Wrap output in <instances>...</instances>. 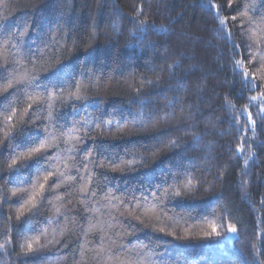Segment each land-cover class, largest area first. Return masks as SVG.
<instances>
[{
    "label": "trees",
    "instance_id": "16d2710c",
    "mask_svg": "<svg viewBox=\"0 0 264 264\" xmlns=\"http://www.w3.org/2000/svg\"><path fill=\"white\" fill-rule=\"evenodd\" d=\"M211 2L224 31L209 0H0V146L21 127L17 141L45 126L59 136L53 125L80 137L51 141L52 178L75 179L35 208L29 173L11 171L0 147V264H264V119L248 103L264 91V0ZM236 60L258 89L234 74ZM158 186L169 193L159 211H131L133 195Z\"/></svg>",
    "mask_w": 264,
    "mask_h": 264
},
{
    "label": "snow or ice",
    "instance_id": "6c2138e0",
    "mask_svg": "<svg viewBox=\"0 0 264 264\" xmlns=\"http://www.w3.org/2000/svg\"><path fill=\"white\" fill-rule=\"evenodd\" d=\"M216 8L217 11L215 13V18L219 21L220 25V31H224L227 28V22H226V17L221 16V11L219 9V6L216 4H213L211 0H209V9ZM228 8L231 10L233 8V0H228ZM235 11L239 12V8H236ZM247 11L241 12L240 15H246ZM236 17L233 16V20H235ZM251 23V21L249 22ZM144 27V22L141 21V30H143ZM230 39V37H229ZM18 43V42H17ZM251 48V44L249 45ZM259 55H260V60L258 63L261 64V67H264V50H258ZM253 58H255V53L252 54ZM251 62V61H250ZM243 61L242 60H236L235 65L233 68V72L237 76L243 77L242 83L245 88H250L251 90H256L259 88V85L255 83L256 76L253 73L251 79H249V73L247 68H242ZM5 70L6 67H5ZM28 76H31V74H27ZM32 81H36V78L34 76H31V79L29 81V89L31 92L37 93L39 95V98L41 100V107H43V104H49V107H52V105L49 103L51 100L52 94H49L47 92V86H42L38 81L35 82V84L32 83ZM248 103L252 106H255L256 104H260V112L258 113L261 115V118L264 119V91L260 93L259 96H251L248 100ZM32 105L29 104V108H31ZM27 111V110H25ZM247 111V109H245ZM31 118V117H29ZM8 120L11 121L12 117L9 116ZM28 121H24V124H27ZM248 123L249 124H254V121L252 119L251 114L248 115ZM54 127L58 128L59 131V136L57 135V132L52 131L48 132L47 131V126H45V131L47 134L41 135L39 132L36 133L35 136H26L22 141H17L16 137L20 136L22 133L25 132V128L21 127L19 129V132L17 133H10L8 134V138L5 141V143L0 146L3 148H8L9 149V159L11 160V163L9 164V168L11 171H27L29 173V181L31 182V188L33 191L28 193V202L32 203L33 208L37 206V202L35 201L36 197H40L41 201L44 199H48L49 195L51 194V191L53 188H60L64 184H66L68 181L75 179L73 176H69L66 172L64 171H56V178L53 179V174H54V162L57 161L60 157L58 155H55L52 151L49 150L50 147H55V145L51 144L52 140H59L63 136H67L70 139H75L79 140L80 137L75 136V130L76 126L73 125L72 129L68 131L67 133L64 132V129L59 126ZM67 142V141H65ZM75 145H73V148ZM251 147V145H249ZM237 153H241L242 149L240 147L237 148ZM91 156V154H89ZM90 163L92 162L91 160L89 161ZM111 165L115 168L116 161H111ZM100 166H104V162H100ZM85 169H87V165H83ZM77 172L80 171V168L77 167L76 169ZM43 175V183H40V176ZM176 178H173V183H176ZM38 185V190L37 189ZM191 181H188V185L190 187ZM25 192L26 189L24 187L16 188L13 190L12 195L16 196L17 192ZM80 191L82 193H87L88 195L94 196L95 191L91 190L87 187V185L83 186L80 188ZM161 195L164 197H167L169 195L168 190L164 189L163 193L159 191V186L158 190L154 191L152 193V198L150 199L148 195L142 194L141 197H136L135 195L132 196V199L135 201V204L131 205V211L135 212L137 209H140L147 213V211L152 210V211H159L161 209V204L163 201L161 200ZM175 196H180L181 192L176 191L174 193ZM62 199V196L59 197ZM106 200H118L119 198L112 197L111 193H107L104 197ZM24 197L21 196L19 197V200H23ZM85 201L88 199V196L82 197ZM123 203V201H121ZM139 218V217H137ZM23 223H26V221H23ZM96 226H91L90 230H94ZM164 229L161 228V231ZM228 233H236L237 229L231 225H229L227 229ZM212 235L217 236L219 235V232L217 231V228L214 226L212 228ZM103 239V238H102ZM11 241H8L6 243H10ZM35 242H39V237H35ZM3 245H0V250L3 249ZM27 247V253L28 254H33L38 249H35L33 247V243L30 241L26 245ZM120 251H123V246H121ZM101 254H106L110 259L113 257V255L116 256V258H119V252L113 254L110 250H106L104 248H101L100 252L97 253L98 256H101ZM145 261H150L149 257L144 258ZM132 261L131 256L127 257L125 261H120V264H129V262ZM23 264H29L28 260H25Z\"/></svg>",
    "mask_w": 264,
    "mask_h": 264
},
{
    "label": "rangeland",
    "instance_id": "374dc122",
    "mask_svg": "<svg viewBox=\"0 0 264 264\" xmlns=\"http://www.w3.org/2000/svg\"><path fill=\"white\" fill-rule=\"evenodd\" d=\"M227 238H228L229 241H232L233 238H234V234L233 233H229Z\"/></svg>",
    "mask_w": 264,
    "mask_h": 264
}]
</instances>
